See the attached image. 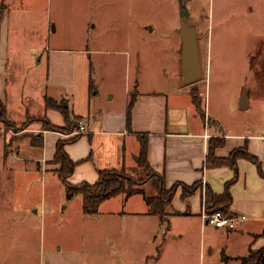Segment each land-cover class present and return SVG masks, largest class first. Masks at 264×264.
Segmentation results:
<instances>
[{"label":"rangeland","instance_id":"obj_1","mask_svg":"<svg viewBox=\"0 0 264 264\" xmlns=\"http://www.w3.org/2000/svg\"><path fill=\"white\" fill-rule=\"evenodd\" d=\"M184 3L190 11L186 22L197 29L203 40L200 53L204 74L200 80L208 83L209 109L219 114L232 131L245 130L247 126L251 131H264V99L256 104L251 98V108L242 109L239 94L241 82L252 75L247 64L256 60L264 65V0ZM11 5L29 9L30 21L40 27L45 21L46 44L85 46L88 35L90 44L95 43L92 47L99 49L111 45L107 39L112 37L113 46L129 50L121 57L117 55L120 60L131 54L135 58L137 52L131 49L142 47V71L147 81L151 72H159L161 59L170 75L176 68L175 61L181 62L180 0H35ZM201 27L210 30L208 42ZM148 34L151 35L146 38ZM36 38L41 43L43 34L39 32ZM108 56L104 51L93 52L100 77L107 71ZM139 71L132 63L131 67L125 62L119 64L105 87L122 91L127 76L134 78ZM254 73L264 77V66ZM56 91L65 94L62 88L48 89L50 95ZM201 93L207 95L206 86ZM190 109L197 112L195 105L190 104ZM10 113L12 120L27 119L21 109ZM19 122L16 127H6L1 122L0 127V264H240L239 259H225L230 252H224L219 240L212 242L210 230L214 225L206 230L196 221H179L185 236L166 241L162 230L155 231L158 216L143 219L134 212L118 218L107 215L123 209L140 212L148 206L146 197L159 191V176L153 171L134 176L128 173L143 190L131 200L123 194L116 195L101 203L97 213H85L82 196L68 199L53 172L46 174L45 167L20 159L13 138L26 131L21 129L24 122ZM243 236L235 252H245L249 241L254 240L249 234Z\"/></svg>","mask_w":264,"mask_h":264},{"label":"crops","instance_id":"obj_2","mask_svg":"<svg viewBox=\"0 0 264 264\" xmlns=\"http://www.w3.org/2000/svg\"><path fill=\"white\" fill-rule=\"evenodd\" d=\"M23 1L35 0H0V97L7 104L9 114L10 111L21 109L24 111L23 118L47 116L56 125H66L67 120L63 112L56 106L47 105V98L50 97L57 101L58 105L64 103L71 116L77 117L79 123L84 122L86 131L80 133L78 140L67 143L65 147L71 158L78 162L74 173L68 179L74 184L83 181L95 182L101 169L124 168L133 176L140 175L141 171L147 173L139 164L142 140L146 139L148 160L154 175H163L168 188L177 182L192 185L201 181L202 185L187 198L182 197L180 185L171 205L166 208L164 222L158 215L149 212V205L144 206L140 212L136 209H123L109 212L107 215L118 218L134 212L135 215L143 216V219L158 216L159 222L155 220V231L162 230L166 241L169 238L178 239L185 236L186 231L179 221H196L201 228L207 230L211 224H204L202 218L203 209L206 207L207 187L222 193L227 182L233 179L236 173L230 165H206L211 138L225 139V144L216 148V156L228 158L233 150L247 147L250 153L261 160L264 168V131L254 128V131H251L249 126L245 130L232 131L219 114L212 113L208 107V83L204 80L194 83L185 81L181 54V62L175 61L176 68L174 72L170 71L172 75L167 73V66L161 59L158 74L156 71L151 72L147 81L142 71L145 62L142 47L131 49L137 52V58H134L133 54H127L126 60H120L117 55L121 57L129 50L113 46L115 38L112 37L107 39L111 45L98 47L99 49L92 47L95 43L90 44L91 38L88 35L86 36L89 43L85 46L46 44L45 21L40 27L36 22L30 21L29 9L10 6L12 2ZM201 30L208 42L210 30L202 27ZM39 32L43 34L41 43L36 38ZM199 41L201 45L203 40L200 39V34ZM182 45L183 43L178 49L180 53ZM94 51H104L109 55L105 63L107 71L102 77L98 69L99 63H96L93 57ZM124 62L128 67H131V63L134 64L140 74L134 78L128 75L122 91L110 85L105 87L113 77L116 67ZM247 65L252 75L251 78H246L247 81L241 82L239 91V94H242L244 89H247L248 103L244 109L253 105L251 98L256 104L264 99V77L254 76L255 69L258 70L264 65L256 60ZM196 85L200 91L206 86L207 95L202 93L204 113L199 112L193 99L192 88ZM50 87L65 89V94L56 91L50 95ZM134 93L136 99L129 118L128 105ZM116 98L119 101H116ZM190 104L196 106L197 112L191 111ZM1 125L0 122V127ZM78 130L79 128L72 133H64L46 129L43 123L38 121L25 129L26 134L10 138H13L14 147L23 162L39 164L48 169V172L44 170L46 174L53 172L59 178L56 171L59 165L53 162L57 144L59 140L79 134ZM33 137L38 140L42 138L43 144H33ZM237 164L239 175L231 186V211L235 214L244 213L248 219L239 229L214 226L210 230L212 242L219 240L224 252L225 249L229 250L228 257L234 259L247 255L251 247L259 248L264 245V176L260 174L257 164L248 158H239ZM61 183L66 193L62 180ZM122 194L128 200L136 195L126 197V194ZM77 196L82 195H76L70 200ZM157 223L160 224L159 228ZM247 234L254 240L249 241L245 252H235V247L244 239L243 235ZM155 237L158 238V235Z\"/></svg>","mask_w":264,"mask_h":264},{"label":"trees","instance_id":"obj_3","mask_svg":"<svg viewBox=\"0 0 264 264\" xmlns=\"http://www.w3.org/2000/svg\"><path fill=\"white\" fill-rule=\"evenodd\" d=\"M197 82V81H196ZM192 95L194 102L199 110V112L204 113V97L196 85L192 88ZM136 99L135 93L132 94L129 105H128V117L130 118L132 113V107ZM48 106L58 107L67 120V124L64 126H59L52 123L47 116H29L26 121L23 123L21 129H26L33 122L41 121L43 127L51 130H58L64 133H72L73 131L80 128V123L78 122L77 117L71 116L70 110L66 108L65 104L58 105L57 101L48 97L47 98ZM0 122H2L6 127H16L17 123L15 120L10 118L8 106L5 101L0 97ZM80 133L72 136L70 138L59 140L57 144V151L53 162L59 165V168L56 169L59 178L64 182L66 195L68 199L75 197L76 195H82L83 197V210L85 213L92 214L97 213L100 205L103 201L110 199L119 194H126V197H130L134 194L141 193V183L134 179L132 176L128 175V172L122 168H109L101 169L99 171V178L95 182L83 181L78 184L71 183L68 179L74 173L77 161L73 160L71 156L66 151V144L75 142L80 137ZM33 144L42 145L43 139L39 140L36 137L32 139ZM225 144L224 138H211L210 149L207 155L206 165L207 166H221V165H230L235 170V176L233 179L227 182L224 192L217 193L213 191L209 186L206 189V199L205 204L209 212H215L217 210L230 211L233 204V195L231 193V186L237 180L239 175L238 170V159L241 157L248 158L257 164L259 172L264 176V168L261 160L250 153L245 148H238L232 151L231 155L228 158H220L216 156V148L223 146ZM148 144L147 140H142L141 151L139 154V164L145 170L153 171L149 160H148ZM158 175V174H156ZM159 176V191L156 195L146 197L147 204L150 207L149 212L155 215H158L161 220L166 221V208L171 205L177 190L182 183L177 182L172 187L168 188L165 182L163 175ZM202 185L201 181H196L192 185H182V197L187 198L194 194L197 189ZM138 186V187H137ZM262 234L264 235V228ZM228 256H225V259H229ZM240 264H264V245L259 248H250V251L247 255L239 257Z\"/></svg>","mask_w":264,"mask_h":264},{"label":"water","instance_id":"obj_4","mask_svg":"<svg viewBox=\"0 0 264 264\" xmlns=\"http://www.w3.org/2000/svg\"><path fill=\"white\" fill-rule=\"evenodd\" d=\"M182 6L181 27L182 35V59L183 69L182 74L186 82L194 83L200 80L204 74L203 63L200 53V41L197 29L186 22V17L190 11L187 8L184 0H180ZM248 103L247 89L245 88L241 96L242 108H246Z\"/></svg>","mask_w":264,"mask_h":264},{"label":"built area","instance_id":"obj_5","mask_svg":"<svg viewBox=\"0 0 264 264\" xmlns=\"http://www.w3.org/2000/svg\"><path fill=\"white\" fill-rule=\"evenodd\" d=\"M86 126L83 121H80L79 133L85 132ZM202 218L204 224H211L220 228L239 229L244 226L248 216L244 213L235 214L231 210H217L209 212L206 207L203 209Z\"/></svg>","mask_w":264,"mask_h":264}]
</instances>
